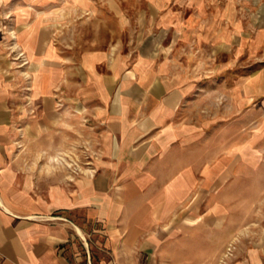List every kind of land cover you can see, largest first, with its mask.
I'll list each match as a JSON object with an SVG mask.
<instances>
[{"label":"rangeland","instance_id":"374dc122","mask_svg":"<svg viewBox=\"0 0 264 264\" xmlns=\"http://www.w3.org/2000/svg\"><path fill=\"white\" fill-rule=\"evenodd\" d=\"M17 34L37 38L35 63L48 54L57 63L34 99L19 93L37 72H15L23 57ZM154 65L184 91L177 125L192 174L182 175L187 189L169 192L167 225L151 231L173 234L169 244L190 262L208 263L213 249L209 263L244 262L264 245V0H0V104H38L31 113L43 115L51 103L55 116L34 141H19L5 122L0 163L41 181L65 179L75 196L79 182L100 175L96 89L119 94L127 73L139 78ZM28 194L45 199L42 190ZM72 219L80 225L83 215ZM90 240L89 264L110 261L94 250L100 237Z\"/></svg>","mask_w":264,"mask_h":264},{"label":"crops","instance_id":"0c3cea01","mask_svg":"<svg viewBox=\"0 0 264 264\" xmlns=\"http://www.w3.org/2000/svg\"><path fill=\"white\" fill-rule=\"evenodd\" d=\"M36 39L17 34L14 43L23 56L15 72H37L31 85L19 91L32 99L43 91L46 73L57 72L50 54L35 63ZM95 59H84L87 70ZM111 72L124 71L113 67ZM167 77L163 67L154 65L139 78L127 73V89L119 94H109L106 87L96 89L102 106L96 119L103 122L105 143L96 168L100 175L79 182L75 196L65 179L41 181L33 171L0 163V264H89L87 241L97 236L101 241L93 243L94 250L109 256L106 264H196L188 261L182 248L169 244L173 234L151 231L156 223L167 225V208L173 204L169 192L187 189L182 175L192 174L184 169L183 132L177 125L184 91ZM36 105L0 104V127L14 125L19 141H34L55 118L51 103L43 115L31 113ZM40 190L45 199L28 194ZM75 212L83 215L80 225L72 219ZM84 224L92 227L91 233L83 231ZM211 251L209 257H215ZM246 255L244 262L235 264H264V245ZM210 258L202 264H217L209 263Z\"/></svg>","mask_w":264,"mask_h":264}]
</instances>
